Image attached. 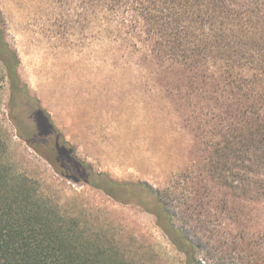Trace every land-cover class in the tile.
Listing matches in <instances>:
<instances>
[{
    "label": "trees",
    "instance_id": "trees-1",
    "mask_svg": "<svg viewBox=\"0 0 264 264\" xmlns=\"http://www.w3.org/2000/svg\"><path fill=\"white\" fill-rule=\"evenodd\" d=\"M56 1L74 2L76 22L83 28L86 21L94 37L192 72L186 79L197 91L189 96L206 100L193 120L206 140L199 159L154 188L156 223L185 264H264V229L250 227L264 208V0ZM18 67L0 10V78L12 101L29 97ZM58 139L48 146L67 165L60 173L77 181L74 173L85 167L78 170ZM8 150L0 125V264H149L119 233L92 230L44 194L40 179L19 170Z\"/></svg>",
    "mask_w": 264,
    "mask_h": 264
},
{
    "label": "rangeland",
    "instance_id": "rangeland-1",
    "mask_svg": "<svg viewBox=\"0 0 264 264\" xmlns=\"http://www.w3.org/2000/svg\"><path fill=\"white\" fill-rule=\"evenodd\" d=\"M0 10L30 97L10 100L0 78V125L12 162L92 230L119 233L137 259L185 264L156 223L154 188L201 156L206 139L192 111L206 100L202 93L190 98L192 72L94 37L86 21L83 28L76 22L74 2L0 0ZM36 102L48 123L35 113ZM55 138L78 170L85 167L74 173L77 181L60 173L67 165L48 146ZM251 217V228L264 229V208Z\"/></svg>",
    "mask_w": 264,
    "mask_h": 264
}]
</instances>
